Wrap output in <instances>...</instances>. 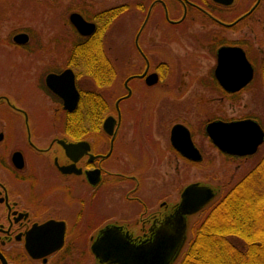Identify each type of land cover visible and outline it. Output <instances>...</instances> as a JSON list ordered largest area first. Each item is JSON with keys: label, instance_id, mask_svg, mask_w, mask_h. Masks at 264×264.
Masks as SVG:
<instances>
[{"label": "flooded vegetation", "instance_id": "1", "mask_svg": "<svg viewBox=\"0 0 264 264\" xmlns=\"http://www.w3.org/2000/svg\"><path fill=\"white\" fill-rule=\"evenodd\" d=\"M34 3L43 10L35 13ZM42 16L48 26L43 35L21 25L0 36V45L16 57L7 73L13 90L0 86V264H105L92 250L102 229L119 226L140 243L173 212L178 187L162 186L157 167L163 160L198 163L174 145V124L189 128L205 158L193 124L176 120L167 131L159 129L164 93L197 84L218 90L220 101L251 88L258 69L263 79L264 0H0V24L33 25ZM19 33L28 34L25 43L15 40ZM114 37L124 42L121 65L113 57ZM225 46L242 49L254 69L238 92H228L216 76ZM229 63L240 71L237 57ZM120 67L127 71L124 91L112 100L106 94ZM66 70L80 94L72 110L49 86L55 79L48 80ZM28 85L32 102L22 91ZM110 115L113 133L104 128ZM131 118L135 129L126 130ZM242 118L262 125L250 113L229 119ZM219 151L241 161L256 154Z\"/></svg>", "mask_w": 264, "mask_h": 264}, {"label": "water", "instance_id": "2", "mask_svg": "<svg viewBox=\"0 0 264 264\" xmlns=\"http://www.w3.org/2000/svg\"><path fill=\"white\" fill-rule=\"evenodd\" d=\"M215 1L229 4L233 0ZM75 23L79 25L78 20ZM27 37L28 34L19 33L15 40L25 43ZM236 57L240 71L230 67L229 61ZM253 75V66L242 49L228 46L219 49L216 76L228 92H236L245 87ZM50 77L55 80L49 82V86L65 99L66 108H75L80 94L74 82L73 72L66 70L62 74L51 73L48 80ZM104 128L113 133L114 116L106 117ZM205 129L219 149L233 155L254 154L264 142V129L259 121L253 118L215 119L208 122ZM171 138L183 156L194 161L203 159L186 125L174 124ZM219 190L221 191V187ZM218 193L211 184L190 182L182 189L180 200L175 204L173 212L159 222L154 233L148 235V238L134 243L129 234L122 232L119 226H108L100 231L92 250L99 261L105 264H175L189 238V217L209 207Z\"/></svg>", "mask_w": 264, "mask_h": 264}, {"label": "rangeland", "instance_id": "3", "mask_svg": "<svg viewBox=\"0 0 264 264\" xmlns=\"http://www.w3.org/2000/svg\"><path fill=\"white\" fill-rule=\"evenodd\" d=\"M119 1V0H116ZM35 13L43 10V6L34 3L33 5ZM49 17H54L51 12L48 14ZM9 17V16H8ZM37 17L40 18L38 15ZM35 18V24L30 25L26 20L19 21L18 23H11L4 21L0 24V36L8 35L13 29H17L19 26L29 25V28H33V34L43 35L46 33L48 26L45 20ZM121 22V23H120ZM119 24H122V19ZM116 32H120L122 27H117ZM114 48L113 57L119 58V64L123 61L124 42L118 37H114ZM9 49H13L9 47ZM16 57L13 53L6 50V48L0 45V86L7 87L5 90L12 91L13 83L8 76V72L13 70L15 65L14 61ZM211 64L213 59H208ZM121 70V67L119 68ZM127 75V71L121 70L117 79L116 86L112 90L107 91V96L110 99L116 98L120 95L123 89V81ZM181 76V75H180ZM91 80L83 79L82 85L87 87L90 86ZM253 86L249 89L242 90L235 98L227 97L225 100H220L218 96L220 95L218 90L215 89H205L197 84L193 85L190 91H187V86L185 84H179L174 87H170L171 93H164L163 100L161 103L159 114L160 117V127L159 129L167 131L169 126L174 121H185L193 124L196 128V139L201 144L204 151L205 158L203 161L198 163H192L183 160L179 157L177 163H169L168 159H164L159 167H157L158 177L162 179V186L168 184L175 190L178 189V201L180 200V193L185 185L190 182L200 181L202 183L211 184L214 188L219 191L216 200L222 197V193H226L232 185L237 182L241 177H243L263 156L264 154V143L259 147V151L249 159L243 161L239 159H230L225 157L219 149L214 146V144L205 136L203 132V127L205 123L210 119L209 117L222 115L224 118H235L245 115L246 113L255 114L261 119V123L264 126V85L260 69H258ZM23 92H28V100L32 102V97L34 96V88L31 85L26 86L22 89ZM189 92V93H188ZM171 94V95H168ZM174 97H173V96ZM114 97V98H113ZM133 102H130V105ZM124 107V103L122 104ZM209 110V111H208ZM43 129H47L48 125L46 122L41 121ZM126 130L135 129V122L133 118L126 119L124 121ZM139 128V127H138ZM158 129V127H155ZM165 158V157H164ZM170 158V157H169ZM242 163L241 167L238 168V163ZM224 185V186H223ZM223 189L220 191V187ZM168 187V186H167ZM174 199V197H169V201ZM174 202V200H173ZM210 207L203 209L189 217V238L185 245V249L178 258L184 256L192 238H193V228L198 224L202 217H204ZM226 220L222 221V224ZM229 222V221H227ZM180 259L176 261L175 264H179Z\"/></svg>", "mask_w": 264, "mask_h": 264}, {"label": "trees", "instance_id": "4", "mask_svg": "<svg viewBox=\"0 0 264 264\" xmlns=\"http://www.w3.org/2000/svg\"><path fill=\"white\" fill-rule=\"evenodd\" d=\"M193 230L179 264H264V154Z\"/></svg>", "mask_w": 264, "mask_h": 264}]
</instances>
